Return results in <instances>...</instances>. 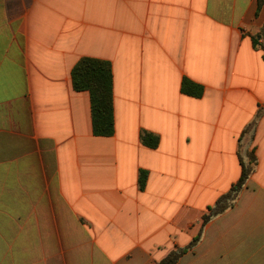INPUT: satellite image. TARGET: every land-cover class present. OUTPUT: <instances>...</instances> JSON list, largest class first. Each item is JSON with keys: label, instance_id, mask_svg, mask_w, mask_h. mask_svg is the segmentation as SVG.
<instances>
[{"label": "crops", "instance_id": "crops-1", "mask_svg": "<svg viewBox=\"0 0 264 264\" xmlns=\"http://www.w3.org/2000/svg\"><path fill=\"white\" fill-rule=\"evenodd\" d=\"M263 41L264 0H0V264H156L198 235L176 264H264ZM84 57L111 65L109 137Z\"/></svg>", "mask_w": 264, "mask_h": 264}, {"label": "trees", "instance_id": "trees-1", "mask_svg": "<svg viewBox=\"0 0 264 264\" xmlns=\"http://www.w3.org/2000/svg\"><path fill=\"white\" fill-rule=\"evenodd\" d=\"M261 4L262 0H258V9L261 7ZM253 45H257L255 38H253ZM70 78L74 91H85L89 94L93 135L100 137L111 136L114 133V115L113 80L110 63L96 58H81L72 68ZM180 90L183 94L195 98L201 97L203 93L201 85L186 78L182 79ZM140 140L148 148H155L158 145V138L150 133H141ZM246 156L248 157L246 161L243 156H240L241 174L239 179L226 194L217 200L215 205L209 209L208 213L203 216L202 226L235 204L241 190L245 186L250 174L254 172L257 164L253 150L248 152ZM138 184L140 189L144 188L145 176L141 171ZM199 236L194 238L187 247L178 248L169 252L156 264H176L181 255L197 243Z\"/></svg>", "mask_w": 264, "mask_h": 264}, {"label": "rangeland", "instance_id": "rangeland-1", "mask_svg": "<svg viewBox=\"0 0 264 264\" xmlns=\"http://www.w3.org/2000/svg\"><path fill=\"white\" fill-rule=\"evenodd\" d=\"M262 43H263V44H262V45H263L262 47H264V41H263ZM247 153H248V152H246V153L244 152V155H243V158H244L245 161L248 159V157L246 156Z\"/></svg>", "mask_w": 264, "mask_h": 264}]
</instances>
